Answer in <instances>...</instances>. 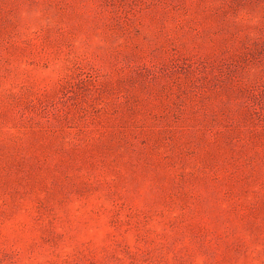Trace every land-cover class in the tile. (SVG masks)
<instances>
[{"label":"rangeland","instance_id":"rangeland-1","mask_svg":"<svg viewBox=\"0 0 264 264\" xmlns=\"http://www.w3.org/2000/svg\"><path fill=\"white\" fill-rule=\"evenodd\" d=\"M0 264H264V0H0Z\"/></svg>","mask_w":264,"mask_h":264}]
</instances>
